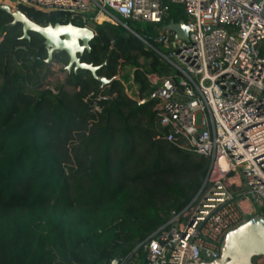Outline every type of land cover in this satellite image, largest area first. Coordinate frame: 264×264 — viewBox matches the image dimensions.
Masks as SVG:
<instances>
[{
	"label": "trees",
	"instance_id": "16d2710c",
	"mask_svg": "<svg viewBox=\"0 0 264 264\" xmlns=\"http://www.w3.org/2000/svg\"><path fill=\"white\" fill-rule=\"evenodd\" d=\"M21 9L41 25L69 22L63 12ZM185 17L182 5H170L168 23ZM125 23L162 45L148 27ZM94 28L81 60L100 66L109 84L72 69L54 92L38 81L44 38L23 39L22 25L0 9V264H120L203 186L207 160L167 142L154 109L147 74L175 70L124 26ZM57 57L68 64L65 52ZM125 65L146 102L115 78Z\"/></svg>",
	"mask_w": 264,
	"mask_h": 264
},
{
	"label": "built area",
	"instance_id": "2783aa9c",
	"mask_svg": "<svg viewBox=\"0 0 264 264\" xmlns=\"http://www.w3.org/2000/svg\"><path fill=\"white\" fill-rule=\"evenodd\" d=\"M8 1L14 10L20 3L63 12L95 34L100 14L127 30L129 20L160 32L169 24L170 5L184 8L189 42L176 40L169 30L159 33L156 41L171 49L165 55L138 38L175 70L169 76L147 74L154 94L172 82L154 108L164 139L206 159L212 184L120 264L211 262L221 256L228 233L254 216L264 217V0Z\"/></svg>",
	"mask_w": 264,
	"mask_h": 264
},
{
	"label": "water",
	"instance_id": "95a60500",
	"mask_svg": "<svg viewBox=\"0 0 264 264\" xmlns=\"http://www.w3.org/2000/svg\"><path fill=\"white\" fill-rule=\"evenodd\" d=\"M12 9L8 0H0V9L10 14L13 18V24H21L23 30V39H30L29 33L34 32L44 38L45 48L47 50L46 63H50L57 52H65L69 57L67 70L75 71L86 70L91 72L95 79H98L102 84L109 83V80L104 77H99L97 71L100 66L92 63H87L81 60V56L85 51L91 50V41L96 34L93 30L87 27H82L73 22L56 23L41 25L31 20L20 8ZM128 30L138 37V34L131 28ZM171 31L175 34L176 40L189 42V28L184 21L175 22L171 20L169 24L160 30V35L166 31ZM177 41L174 42V46ZM172 82L166 85L165 90L158 91L154 94L155 97L164 96ZM264 257V217L254 216L243 223L237 229L228 233L224 239V245L221 256L211 262L202 264H255L254 259ZM119 259L113 260L112 264H118Z\"/></svg>",
	"mask_w": 264,
	"mask_h": 264
},
{
	"label": "rangeland",
	"instance_id": "374dc122",
	"mask_svg": "<svg viewBox=\"0 0 264 264\" xmlns=\"http://www.w3.org/2000/svg\"><path fill=\"white\" fill-rule=\"evenodd\" d=\"M143 27H145V28L148 27V31H146V34L148 36L155 38V40L157 39V35H155V33H154V31L152 29H150V28L153 27V25H149V26L143 25ZM2 37H4V34L0 36V39ZM171 38H173V36H171ZM147 46L149 48H151L155 52V54L158 55L160 58H161L160 53H163L165 55H169L171 53V49L165 47L164 45H158L156 47V49L160 53H158V51L154 50L149 45H147ZM60 52H57L56 54H58ZM149 62L150 61H146L144 59H140V63L143 65L144 68L148 67ZM67 65L68 64H65L64 62L60 61V59L58 57L57 58H53L50 63H46L45 62V65L42 68L38 69L39 70V74H40V77H39L38 81H40L42 87L43 88H49V89L53 90L54 92H56L57 87L59 85L63 84L65 82L66 78H67V75H68V72H69L67 70ZM27 68L31 72L33 71L32 67L30 66V63H27ZM133 72H134V68H132L130 65H125V66H122L121 68H119L118 74L116 75L115 78L117 80L121 79V83L123 84V86L125 88V91L128 94V96L130 95L132 99H135V100L139 101V100H141L140 86H139V84H137L134 81V73ZM109 82H110V80H109ZM107 84H109V83H107ZM107 84H105V85H107ZM193 156H196V155L193 154ZM203 174H204V176H203V186H202V188L200 190L201 191V193H200L201 196L204 195L209 190V187L212 184L211 180L208 178V167H207V169L204 170ZM259 212H260V210H259ZM139 257L142 259L141 256H139ZM254 263L255 264H264V257L255 258L254 259Z\"/></svg>",
	"mask_w": 264,
	"mask_h": 264
},
{
	"label": "bare ground",
	"instance_id": "6f19581e",
	"mask_svg": "<svg viewBox=\"0 0 264 264\" xmlns=\"http://www.w3.org/2000/svg\"><path fill=\"white\" fill-rule=\"evenodd\" d=\"M97 21L100 22H105V21H113L111 18H109L107 15L105 14H100L97 18ZM134 73V72H133ZM133 78V77H132ZM132 90V89H131Z\"/></svg>",
	"mask_w": 264,
	"mask_h": 264
}]
</instances>
